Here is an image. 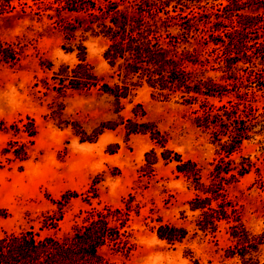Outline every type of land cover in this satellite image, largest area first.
Wrapping results in <instances>:
<instances>
[{"label": "rangeland", "instance_id": "1", "mask_svg": "<svg viewBox=\"0 0 264 264\" xmlns=\"http://www.w3.org/2000/svg\"><path fill=\"white\" fill-rule=\"evenodd\" d=\"M10 6L0 11V235L45 222L67 249L95 247L77 264H264L260 98L202 113L199 103L225 96L185 105L122 80L100 35L63 31L46 1Z\"/></svg>", "mask_w": 264, "mask_h": 264}, {"label": "trees", "instance_id": "2", "mask_svg": "<svg viewBox=\"0 0 264 264\" xmlns=\"http://www.w3.org/2000/svg\"><path fill=\"white\" fill-rule=\"evenodd\" d=\"M11 1L0 0L2 13ZM32 1H46L63 31L89 30L105 39L104 58L122 80L174 94L185 105L192 96H225L199 103L202 113L229 110L238 96L256 95L264 126V0ZM55 230L42 222L35 231L2 232L0 264H77L81 252L94 254V246L67 249L50 234Z\"/></svg>", "mask_w": 264, "mask_h": 264}]
</instances>
